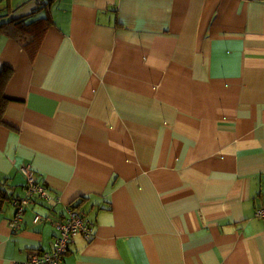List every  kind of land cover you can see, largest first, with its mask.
Masks as SVG:
<instances>
[{
  "label": "crops",
  "instance_id": "1",
  "mask_svg": "<svg viewBox=\"0 0 264 264\" xmlns=\"http://www.w3.org/2000/svg\"><path fill=\"white\" fill-rule=\"evenodd\" d=\"M44 1L0 0V184L51 197L0 211V264L68 208L61 264H264V0Z\"/></svg>",
  "mask_w": 264,
  "mask_h": 264
},
{
  "label": "built area",
  "instance_id": "2",
  "mask_svg": "<svg viewBox=\"0 0 264 264\" xmlns=\"http://www.w3.org/2000/svg\"><path fill=\"white\" fill-rule=\"evenodd\" d=\"M43 1V0H35ZM21 173L26 179V184L23 189V195L20 198L12 200L14 207V215L10 221L12 229L19 225L25 207L34 199L49 201L51 199L48 190L45 186L36 183L33 171L27 166L20 167ZM254 217L264 219V204L254 210ZM40 218L36 216L34 222ZM56 234L52 241L51 251L38 252L32 251L29 253L26 260L15 264H61L63 258L68 252L70 243L76 236H82L85 239H90L93 236L92 224L83 216V214L74 209L68 208L66 217L62 221L54 224Z\"/></svg>",
  "mask_w": 264,
  "mask_h": 264
},
{
  "label": "trees",
  "instance_id": "3",
  "mask_svg": "<svg viewBox=\"0 0 264 264\" xmlns=\"http://www.w3.org/2000/svg\"><path fill=\"white\" fill-rule=\"evenodd\" d=\"M45 1L46 3L43 5L46 6L51 0H48V1L45 0ZM39 4H42V3H39ZM8 78H9L8 71L5 70L4 72L0 74V125L2 124V117L4 115V112H5L7 103H8V99L4 96L5 85H6ZM9 201H12L10 200V196L7 194L6 190L0 184V211H2L4 206L7 205Z\"/></svg>",
  "mask_w": 264,
  "mask_h": 264
}]
</instances>
